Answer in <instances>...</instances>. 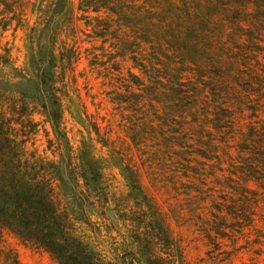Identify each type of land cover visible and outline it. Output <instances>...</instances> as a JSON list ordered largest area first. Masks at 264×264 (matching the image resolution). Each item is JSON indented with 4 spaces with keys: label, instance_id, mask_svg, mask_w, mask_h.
I'll return each mask as SVG.
<instances>
[{
    "label": "rangeland",
    "instance_id": "obj_1",
    "mask_svg": "<svg viewBox=\"0 0 264 264\" xmlns=\"http://www.w3.org/2000/svg\"><path fill=\"white\" fill-rule=\"evenodd\" d=\"M10 158L65 264H264V0H0ZM0 264L61 263L0 229Z\"/></svg>",
    "mask_w": 264,
    "mask_h": 264
},
{
    "label": "trees",
    "instance_id": "obj_2",
    "mask_svg": "<svg viewBox=\"0 0 264 264\" xmlns=\"http://www.w3.org/2000/svg\"><path fill=\"white\" fill-rule=\"evenodd\" d=\"M56 114L54 111L58 120ZM4 167L0 172V229H9L25 242L45 247L61 264H65L63 258L67 255L57 248L62 247L61 237H70L68 215L60 212L50 187L37 175L30 174L21 159L10 158ZM78 244L81 249L85 248ZM84 253L90 264H101L86 251Z\"/></svg>",
    "mask_w": 264,
    "mask_h": 264
}]
</instances>
